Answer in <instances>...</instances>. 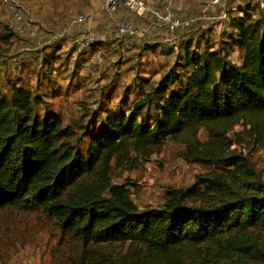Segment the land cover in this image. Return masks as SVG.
<instances>
[{
	"label": "trees",
	"instance_id": "16d2710c",
	"mask_svg": "<svg viewBox=\"0 0 264 264\" xmlns=\"http://www.w3.org/2000/svg\"><path fill=\"white\" fill-rule=\"evenodd\" d=\"M239 14L230 28L244 53L241 65L208 43L200 53L187 43L185 80L171 90L176 78L166 79L131 115L106 111L85 157L58 116L37 114L30 91L11 85L7 97L0 90V212L42 210L82 243L79 264H264V182L226 149L264 148V14ZM145 108L151 124L140 116ZM235 126L244 130L232 140ZM201 130L210 143L199 140ZM167 142L229 169L200 177L196 188L169 191L160 209L140 210L122 187L110 185L111 163L127 149L151 155Z\"/></svg>",
	"mask_w": 264,
	"mask_h": 264
},
{
	"label": "rangeland",
	"instance_id": "374dc122",
	"mask_svg": "<svg viewBox=\"0 0 264 264\" xmlns=\"http://www.w3.org/2000/svg\"><path fill=\"white\" fill-rule=\"evenodd\" d=\"M220 11L222 9H213V14L219 15ZM225 11L226 19L217 22L221 23V28L217 29V23L213 21L209 29L202 27L204 33L201 36L195 31L182 36H189L197 49H203L208 40L214 49H221L230 62L241 65L244 53L234 45L232 36L235 33L227 25V20L237 19L239 13L258 19L264 14V0H226ZM28 18L34 19L33 16ZM10 20L0 6L1 92L9 97L11 85L30 91L38 98L37 114L40 117L46 113L58 116L84 157L90 138L100 133L106 111L131 115L134 105L154 88L167 86L166 79L176 78L171 86L173 90L180 85L178 78L182 82L189 74V69L183 68L180 49L178 52L170 48L159 49V45L146 44L145 41L137 51L134 47L109 46L100 52L101 63L97 65L92 62L97 52L88 58L84 53L77 55V48L66 38L55 45L44 46L37 39L18 36L13 25L8 23ZM41 31L45 30L39 29ZM57 31L52 29L49 32ZM24 43H30L34 55L41 56L29 64L2 68V62L6 64ZM62 49H65L63 53ZM25 70L29 71V77ZM152 114L145 108L140 116L151 124ZM243 130L241 126L233 127L229 131L230 138L235 140V135ZM199 140L204 144L211 141L204 130L199 132ZM204 149L213 151V148ZM226 149L227 154L246 159L264 182V148L253 149L234 143ZM213 157L193 156L176 142H167L151 155L127 149L112 161L109 182L111 186L122 187L140 210L160 209L169 191H187L198 186L200 177L225 174L229 168L216 163ZM240 184L241 187L248 186L247 183ZM254 233L260 235L262 230ZM83 250L81 242L62 233L56 221L42 210L0 212V264H79ZM100 250L113 253L118 247L103 246Z\"/></svg>",
	"mask_w": 264,
	"mask_h": 264
},
{
	"label": "crops",
	"instance_id": "0c3cea01",
	"mask_svg": "<svg viewBox=\"0 0 264 264\" xmlns=\"http://www.w3.org/2000/svg\"><path fill=\"white\" fill-rule=\"evenodd\" d=\"M28 11V17H34L32 20L39 31L46 30L51 31L52 29L61 30L63 27L68 25L77 15L81 14H92L93 21L89 26L86 25H76L72 30V34H81L84 32H91L96 38V44L92 50L88 49H78L75 51L77 55L83 54L84 57L88 58L93 52L94 54H100L102 49L109 46H121L128 42L131 44V48L137 51L139 47L142 46V42L145 41L146 44L159 45V49L170 48L171 44L167 41L168 33L155 24L152 18L147 13H136L128 8L120 10L112 18H109L102 9V4L100 0H19ZM143 4L150 6L151 8H160L167 4L168 0H140ZM202 0H172L171 7L174 12H176L182 19L189 20L192 19L193 24L188 29H182L176 34V39L181 45H186L191 43L192 50L194 52L200 53L207 46L208 40H206V45L203 49H197L196 46L191 42L189 36H182L190 31H195L201 36L204 32L202 27H208L213 24V5L211 0L201 2ZM7 13V12H6ZM8 17L9 14L7 13ZM36 15V16H35ZM11 19V17H10ZM122 20L131 21L135 27L138 29V35L133 39L122 38L119 36L116 24ZM9 24L13 25L15 33H17L18 25L11 19ZM224 25V24H223ZM56 27V28H51ZM216 27V26H215ZM221 27V26H220ZM218 27L217 29H219ZM213 32H218L213 30ZM18 35V34H17ZM198 36V37H199ZM188 38L187 42L183 41V38ZM118 40V41H116ZM198 44V43H197ZM196 44V45H197ZM209 44V43H208ZM211 45V44H209ZM213 47V44L211 45ZM75 48V47H74ZM214 48V47H213ZM65 49H62V53ZM216 50V49H213ZM61 51L59 53H61ZM40 57L41 54H38ZM29 71L25 70V75ZM26 76V77H27Z\"/></svg>",
	"mask_w": 264,
	"mask_h": 264
},
{
	"label": "built area",
	"instance_id": "2783aa9c",
	"mask_svg": "<svg viewBox=\"0 0 264 264\" xmlns=\"http://www.w3.org/2000/svg\"><path fill=\"white\" fill-rule=\"evenodd\" d=\"M102 4L103 12L112 18L117 12L128 8L136 13H147L152 18V21L163 28L168 33L167 41L171 44V49L178 52L182 49L176 39V34L182 29H188L193 24L192 19H182L171 7L172 0H168L167 4L160 8H151L143 4L140 0H100ZM211 4L214 9H222L219 15L213 16V21L221 22L226 19V0H211ZM0 6L9 14L15 24L18 25L17 33L21 37H28L29 39H37L40 44L44 46L55 45L66 37H71V44L78 49L92 48L96 44L95 36L87 31L78 35H72V30L76 25L89 26L93 21L92 14L77 15L68 25L63 27L57 32L41 31L39 32L31 20L28 18V11L25 6L19 0H0ZM227 25L230 27V20H227ZM221 26V23H217V28ZM117 32L120 37L133 39L139 31L135 25L129 20H122L116 24ZM221 28V27H220ZM188 38H183L184 42H187ZM132 46L126 42L123 44V48L130 49ZM180 49V50H179ZM38 56L34 55V50L30 43H24L23 46L14 53L8 62H2V68H12L22 64H29L34 60H37ZM93 63L100 64L101 57L99 54H95ZM91 65V64H89ZM92 66V65H91Z\"/></svg>",
	"mask_w": 264,
	"mask_h": 264
}]
</instances>
